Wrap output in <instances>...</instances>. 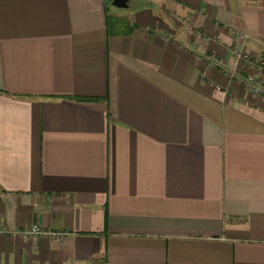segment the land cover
Wrapping results in <instances>:
<instances>
[{
	"label": "crops",
	"instance_id": "obj_1",
	"mask_svg": "<svg viewBox=\"0 0 264 264\" xmlns=\"http://www.w3.org/2000/svg\"><path fill=\"white\" fill-rule=\"evenodd\" d=\"M110 1L0 0V264H264V0Z\"/></svg>",
	"mask_w": 264,
	"mask_h": 264
},
{
	"label": "built area",
	"instance_id": "obj_2",
	"mask_svg": "<svg viewBox=\"0 0 264 264\" xmlns=\"http://www.w3.org/2000/svg\"><path fill=\"white\" fill-rule=\"evenodd\" d=\"M232 56H234L237 61H240L244 64H247L249 67L258 70L261 72L260 84L255 86H250V92L256 95L263 94L264 95V58L259 57L258 59H253L248 56V54L241 50H233ZM250 79V78H249ZM24 234L32 239L40 236L46 235L49 237H62L65 232L64 231H51L41 227L37 223L31 224L25 231Z\"/></svg>",
	"mask_w": 264,
	"mask_h": 264
},
{
	"label": "water",
	"instance_id": "obj_3",
	"mask_svg": "<svg viewBox=\"0 0 264 264\" xmlns=\"http://www.w3.org/2000/svg\"><path fill=\"white\" fill-rule=\"evenodd\" d=\"M110 4L116 8H125L126 0H111Z\"/></svg>",
	"mask_w": 264,
	"mask_h": 264
},
{
	"label": "trees",
	"instance_id": "obj_4",
	"mask_svg": "<svg viewBox=\"0 0 264 264\" xmlns=\"http://www.w3.org/2000/svg\"><path fill=\"white\" fill-rule=\"evenodd\" d=\"M109 30H110V28H109Z\"/></svg>",
	"mask_w": 264,
	"mask_h": 264
},
{
	"label": "rangeland",
	"instance_id": "obj_5",
	"mask_svg": "<svg viewBox=\"0 0 264 264\" xmlns=\"http://www.w3.org/2000/svg\"><path fill=\"white\" fill-rule=\"evenodd\" d=\"M111 9V8H110Z\"/></svg>",
	"mask_w": 264,
	"mask_h": 264
}]
</instances>
